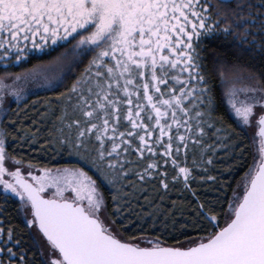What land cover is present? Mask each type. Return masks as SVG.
I'll return each instance as SVG.
<instances>
[{
    "label": "snow or ice",
    "instance_id": "obj_1",
    "mask_svg": "<svg viewBox=\"0 0 264 264\" xmlns=\"http://www.w3.org/2000/svg\"><path fill=\"white\" fill-rule=\"evenodd\" d=\"M217 34L264 52V0H0V188L22 217L6 227L0 211V264H264V67L212 53L227 123L205 70L204 39ZM34 82L54 93L32 103L52 124L45 143L77 163L38 167L8 151ZM250 127L258 159L233 188L208 173L223 152L235 175ZM197 179L213 199L201 200ZM134 201L152 228L192 208L184 239L166 243L143 224L126 237Z\"/></svg>",
    "mask_w": 264,
    "mask_h": 264
},
{
    "label": "trees",
    "instance_id": "obj_2",
    "mask_svg": "<svg viewBox=\"0 0 264 264\" xmlns=\"http://www.w3.org/2000/svg\"><path fill=\"white\" fill-rule=\"evenodd\" d=\"M204 44L206 45V51L208 52V62L207 72H210L215 81V89L218 101L220 106L218 108V115H223L227 123L235 125L236 120L234 116L226 111V105L222 100H220V77L218 73L213 68V52H219L223 59L227 60L230 65H237L241 67L245 72L259 71L261 67H264V52H261L258 48L253 46L254 50H249L248 44H241L238 38L229 36L225 37L223 34H217L211 37H206L204 39ZM42 59H50V57L41 56ZM31 63H36V60L33 59ZM25 68L31 67V64H25ZM13 72L21 71L19 66L11 69ZM3 74V69L0 67V75ZM57 91H63V88L57 89ZM34 95H28L26 100L19 102L20 111L19 119L16 126L11 130L12 135L8 137V151L17 157H22L25 160H31L32 163L37 166L47 165L49 167L53 165H66L74 164L77 161L74 158H69L66 154L57 155L55 146L46 144L45 141L49 137V129L52 127L51 121L47 118H41L37 116L36 113L32 110L33 101L39 99L43 101L44 99L54 96V93L47 91L45 86L39 88L38 90L32 91ZM27 104V107L25 105ZM10 109L12 110L13 118H15V113L19 111L17 109V104L15 102L10 104ZM37 108H40V105L37 104ZM42 110V109H41ZM0 118H4L3 114H0ZM33 121H36L34 124ZM39 129V131H36ZM25 133H28L27 137L20 139L24 136ZM35 133L36 139L33 140L32 136ZM211 142V141H208ZM245 144L247 145V152L242 162L243 166L237 165L235 170V175H230L226 169L228 164L233 163L232 159H225L224 153L221 152L217 158V168L214 172H209V175H219L223 173V176L220 179L228 180L231 182L232 187H236L237 181L241 179L244 172L247 171L248 166L252 165L254 158L258 159V146H259V136L257 131H252L250 128L247 131L245 137ZM191 164V159H189V165ZM199 171L197 170V178L199 176ZM193 187L197 189V194L201 197V200L204 199H213L216 196V192L213 187L209 184H200L198 182L193 183ZM229 196L231 193L229 192ZM191 201L192 204H195V199L190 194L185 193H176L171 194V200H185ZM140 205H144V200L141 198L139 200ZM170 201L165 202V207H168ZM134 214L131 217L133 224L129 225L125 222V227L127 232L125 236H138V229L136 226L143 224L146 229V233L150 236H158L160 239H163L166 243H173L176 240L182 241L183 236L180 235L181 225L189 218V214L193 211L192 208H185L184 215L181 216L179 211H175V225L172 224V219L167 220L168 227L165 229L163 227L162 221L164 217L160 216L156 220V227L152 228L150 225L153 223L152 219L149 217H140L144 216L145 213L149 211L147 207H144V212L141 213L140 209L136 206V202H133ZM0 211L6 215V227L9 225H20L22 217L19 213V202L18 198L9 194L6 196L2 190H0ZM135 213H139L136 215ZM19 232V228H17ZM188 235H194L191 231L188 232ZM22 247H28V236L24 235ZM32 258V253L29 252L28 259Z\"/></svg>",
    "mask_w": 264,
    "mask_h": 264
},
{
    "label": "rangeland",
    "instance_id": "obj_3",
    "mask_svg": "<svg viewBox=\"0 0 264 264\" xmlns=\"http://www.w3.org/2000/svg\"><path fill=\"white\" fill-rule=\"evenodd\" d=\"M10 82V81H9ZM44 85L42 83H37V82H34V83H30L27 85V91L28 92H32V91H35V90H38L39 88H42ZM8 99H12L11 97H8ZM250 130L252 131H257L258 133V129L255 128V127H250ZM39 167V166H38ZM0 190H2V188H0Z\"/></svg>",
    "mask_w": 264,
    "mask_h": 264
}]
</instances>
